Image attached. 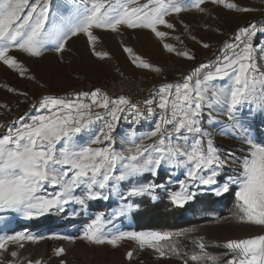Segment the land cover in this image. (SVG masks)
Returning <instances> with one entry per match:
<instances>
[{
    "label": "snow or ice",
    "instance_id": "1",
    "mask_svg": "<svg viewBox=\"0 0 264 264\" xmlns=\"http://www.w3.org/2000/svg\"><path fill=\"white\" fill-rule=\"evenodd\" d=\"M208 5L254 11L235 0H0V65L35 80L21 57L64 53L69 41L83 36L91 53L103 60L110 53L97 50L98 31L125 30H148L168 53L195 61V53L186 46L178 48L168 41L183 45L181 35H174L173 21L190 33L181 14L195 11L208 16ZM258 36H264V24L238 27L214 60L199 63L180 80L154 85L142 101L113 97L100 87L39 95L24 116L0 124L6 130L0 135V213L7 214L0 215V226L8 229L18 219L31 221L49 214L85 213L92 201L114 199L118 207L107 214H91L79 237L52 238L113 247L129 241L157 258L220 264L203 236H193L195 250L190 255L181 252L178 242L197 233L195 226L137 231L122 229L118 221L130 218L144 199L152 203L166 199L170 207L187 211L208 191L217 197L234 193L231 220L264 228V139L258 140L254 131L257 120L264 124V40ZM123 51L136 67L163 71L132 47L124 46ZM19 94L28 98L27 92ZM0 108L11 111L7 104ZM122 120L128 127L117 131ZM138 126L148 130L138 131ZM217 137L239 141V154L223 151ZM162 169L169 178L157 183ZM222 219L227 218L215 217L216 222ZM44 239L26 229L0 234V264L5 254L11 257L7 264H24L18 249ZM12 245L17 250L10 251ZM224 247L230 254L224 264H264V233L229 239ZM64 253L60 247L55 254ZM132 257L133 251H128L127 258ZM27 264L45 261L28 259Z\"/></svg>",
    "mask_w": 264,
    "mask_h": 264
},
{
    "label": "rangeland",
    "instance_id": "2",
    "mask_svg": "<svg viewBox=\"0 0 264 264\" xmlns=\"http://www.w3.org/2000/svg\"><path fill=\"white\" fill-rule=\"evenodd\" d=\"M235 2L242 8L248 7L254 11L236 12L208 5L211 11V15L208 16L195 11L182 13L180 19L191 27V32L184 33L182 24L174 20L173 22L176 23L174 35H181L184 44L180 45L171 39L168 42L176 44L178 48L186 46L201 58H209L213 55L218 43L230 38L238 27L246 26L252 19L256 18H260V23L256 24H264V0H235ZM206 23L210 27L206 28L204 26ZM162 30L165 29L162 28ZM97 34L101 38L97 50L109 52L110 58L101 60L95 57L90 51L86 38L80 36L69 41L64 53L49 52L41 59L29 60L21 57V59L26 60L30 74L36 77L35 80L21 78L15 72L0 65V104H7L11 109L8 111L0 108V124H7L24 116L26 112L31 110L32 102L42 93L68 95L79 90L89 91L98 87L103 78L113 77L122 72L152 75L157 80H163L162 83L169 79L176 81L182 79L183 72L191 70L195 64V61H188L173 53H168L148 30H125L120 34L98 31ZM193 35L196 36L195 40L191 38ZM257 39L264 40V36H258ZM201 41L210 44V47L203 48ZM124 46L132 47L136 54L154 66L161 67L163 71L156 73L149 69L136 67L132 64L128 54L123 51ZM9 88L16 91H9ZM21 92H27L28 98L20 95ZM121 127L127 129L128 124L122 120L117 131H120ZM262 129H264V124L257 120L254 131L258 140L264 139ZM147 130V126L142 128L138 126V131ZM5 131L4 127H0V135L5 134ZM144 143H150V141L145 140ZM217 144L222 146V150L225 152L235 151L239 154V141L217 137ZM97 206H104L105 208L101 210L99 207L98 210L96 209ZM116 207H118V203L114 199L98 200L90 202L89 209L85 213H79L77 207L79 214L76 215L69 211L68 214L44 216L53 215L58 222H63V225L55 226V229H26L33 234L45 236V239L37 243H26L24 248L18 249L21 260L24 261V264H27L28 259L33 261L42 259L45 264H61V260L66 261V264H182L181 258H157L151 250L137 249L134 242L126 241L119 247H113L107 244L89 245L80 239L68 241L52 238L53 236L79 237L83 227L89 222L91 214L100 212L107 214ZM0 215L7 214L0 213ZM230 217L231 215L222 217L227 219H222L220 222L211 220L188 226H195L198 229L197 233L189 237L203 236L205 241L225 244L229 239H243L264 233V228L238 224L232 221ZM19 222H29V220L18 219L8 229H3V226H0V234H13L15 231L25 230L19 225ZM118 225L124 230H151L135 229L133 215L118 221ZM60 247L65 249V253L57 256L55 254L56 249ZM11 250H17L16 246H10ZM128 251H133L131 260L127 258ZM9 259L11 257L5 254L3 264H7Z\"/></svg>",
    "mask_w": 264,
    "mask_h": 264
},
{
    "label": "trees",
    "instance_id": "3",
    "mask_svg": "<svg viewBox=\"0 0 264 264\" xmlns=\"http://www.w3.org/2000/svg\"><path fill=\"white\" fill-rule=\"evenodd\" d=\"M252 23H260V18L252 19L247 25ZM236 30L237 29H235L234 33ZM228 39L229 38L220 41L213 55L209 58H201L195 54L196 60L194 66L199 63H206L214 60L219 54V49L222 46V43ZM189 71L183 72V75ZM167 176L168 175L161 170L160 175L156 177V182L161 183L165 181ZM147 179H151V176H148ZM198 199L199 203L193 204L192 207L187 209V211L170 207L166 199L158 203H152L147 201V199H144L140 209L133 213V220L135 222L134 227L135 229L178 230L201 222L215 220V217L217 216H230L232 212L235 211L234 193L217 197L214 193L206 191ZM99 207H101V210L105 208L104 206H97L96 209L99 210ZM19 225L23 229L29 230H39L43 228L55 229V226H62L63 222H58L53 215H50L29 222H19ZM192 239L193 238L185 237L178 242L181 252H186L190 255L191 252L195 250V246L191 242ZM206 244L207 250L219 257L220 264L230 258V254L224 247V244L212 241H206Z\"/></svg>",
    "mask_w": 264,
    "mask_h": 264
},
{
    "label": "built area",
    "instance_id": "4",
    "mask_svg": "<svg viewBox=\"0 0 264 264\" xmlns=\"http://www.w3.org/2000/svg\"><path fill=\"white\" fill-rule=\"evenodd\" d=\"M162 82L163 80H157L152 75L122 72L113 77L103 78L98 87L107 90L113 97L127 95L134 101H142L149 97L154 85L158 86Z\"/></svg>",
    "mask_w": 264,
    "mask_h": 264
},
{
    "label": "crops",
    "instance_id": "5",
    "mask_svg": "<svg viewBox=\"0 0 264 264\" xmlns=\"http://www.w3.org/2000/svg\"><path fill=\"white\" fill-rule=\"evenodd\" d=\"M172 81H175V80H171V79H169V80H166V82H172ZM166 174H167V170H163ZM168 175V174H167ZM176 175L179 177V179H184V176L182 175V174H180L179 172H177L176 173ZM169 177L167 176V178H166V180L168 179ZM165 180V181H166ZM165 181H163V182H165ZM163 182H161V183H163ZM175 185L173 186V188L175 189Z\"/></svg>",
    "mask_w": 264,
    "mask_h": 264
}]
</instances>
